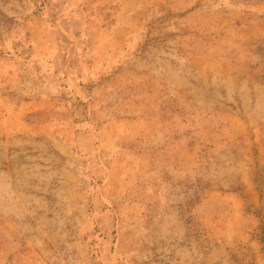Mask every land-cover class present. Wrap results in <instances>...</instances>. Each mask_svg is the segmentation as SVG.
<instances>
[{"label":"rangeland","instance_id":"obj_1","mask_svg":"<svg viewBox=\"0 0 264 264\" xmlns=\"http://www.w3.org/2000/svg\"><path fill=\"white\" fill-rule=\"evenodd\" d=\"M0 264H264V0H0Z\"/></svg>","mask_w":264,"mask_h":264}]
</instances>
